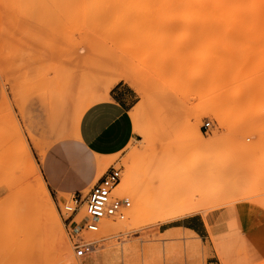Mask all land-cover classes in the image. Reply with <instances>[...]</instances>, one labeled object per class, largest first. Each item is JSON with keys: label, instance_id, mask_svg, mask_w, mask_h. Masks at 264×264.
<instances>
[{"label": "rangeland", "instance_id": "obj_1", "mask_svg": "<svg viewBox=\"0 0 264 264\" xmlns=\"http://www.w3.org/2000/svg\"><path fill=\"white\" fill-rule=\"evenodd\" d=\"M192 3L0 0V264H82L77 240L116 264H143V234L192 215L211 221L210 262L264 264V234L252 223L264 224V12ZM122 75L139 90L113 84ZM118 84L137 97L134 136L121 153L95 159L101 167L82 194L110 167L120 182L129 170L126 191L113 195L130 207L122 220L106 218L108 229L100 221L70 238L60 211L71 194H54L42 162L57 148L88 159L76 145L79 119ZM34 195L48 201L57 236L46 210L24 209ZM169 195L198 211L161 223L149 208ZM74 220L84 223V210Z\"/></svg>", "mask_w": 264, "mask_h": 264}, {"label": "crops", "instance_id": "obj_2", "mask_svg": "<svg viewBox=\"0 0 264 264\" xmlns=\"http://www.w3.org/2000/svg\"><path fill=\"white\" fill-rule=\"evenodd\" d=\"M136 98L133 89L118 84L109 91L106 100L85 109L75 135L77 149L88 159L68 155L58 148L47 154L42 162L43 174L56 196L83 195L89 189L95 171L101 167L100 161L95 159L114 156L126 149L134 136L131 111ZM75 162L79 163L80 169ZM261 221L256 218L252 223L257 228L256 233L264 234ZM210 222L207 217L192 215L148 230L143 234L146 242H138L141 261L143 264H217L210 262L214 256L207 235ZM82 264L116 263L112 254L93 250L83 258Z\"/></svg>", "mask_w": 264, "mask_h": 264}, {"label": "built area", "instance_id": "obj_3", "mask_svg": "<svg viewBox=\"0 0 264 264\" xmlns=\"http://www.w3.org/2000/svg\"><path fill=\"white\" fill-rule=\"evenodd\" d=\"M204 128H210V122L204 123ZM121 180V170L110 167L102 177L93 185L85 196L74 194L60 211L63 227L70 238L78 236L81 232H96L101 220L117 218L122 220L126 210L130 207L127 198L119 199L113 192ZM84 210L85 221L77 225L74 218ZM75 255L78 258L88 256L93 250L92 244H83L79 240L73 243Z\"/></svg>", "mask_w": 264, "mask_h": 264}, {"label": "bare ground", "instance_id": "obj_4", "mask_svg": "<svg viewBox=\"0 0 264 264\" xmlns=\"http://www.w3.org/2000/svg\"><path fill=\"white\" fill-rule=\"evenodd\" d=\"M191 1L194 3L197 1H200L202 4V6H201L202 9H206V12H208V13L223 14V13H263L264 12V0H191ZM194 3H192V4H194ZM119 80H124L129 85L134 87L136 90H139L138 84L131 77H129L127 75H122L117 80H115L113 82V84H115ZM43 153H44V150L42 151V155H43ZM129 174H130V171L128 170L126 177L117 185L114 192H116L117 194H122L126 191V189L128 187ZM39 179H40V177H39ZM39 181H40V184L42 185L41 180H39ZM41 190L43 192V189H41ZM25 199H26V197H25ZM132 200L134 201L133 205L135 207L133 209V213L131 211L132 209L130 210V214H132V216L134 214V216L138 217V215L140 214V211H139L137 206H140V205H137V203H135L136 202L135 198H132ZM28 201H29V197L27 198L26 201H24V202H26L25 208H24L26 210V212L28 213V211H30L29 210L30 206L37 207V209L39 211L40 210H46L45 226L48 228V231L51 234L54 233V235L57 236V231H58L57 222L54 218L53 211L49 210L50 206H49L48 201L44 200L39 195L36 197L34 195L31 198L30 203H28ZM185 202L182 203L180 198H177L175 195H172V196L169 195V197H166V203L163 204L162 200H157L154 203V205L152 207H150L149 209H150V211H153L154 213L157 214V217L161 223H164V222L176 219L178 217L193 214V213L198 211V208L195 205H193L192 203H189V200L187 201V203H185ZM148 211L149 210H147V212ZM156 214L155 215L153 214V215L156 217ZM150 215H151V212L149 214V217H151ZM128 216H129V214H128ZM137 217H136V219H138ZM131 218L132 217L129 216L128 220H131ZM155 220L156 219H154V222H155ZM100 225H101L103 230L104 229L106 230V229H108L110 223L107 221V219H103V220H101ZM61 251L62 252L68 251V247L66 244H64V243L62 244ZM65 256H67V254H65Z\"/></svg>", "mask_w": 264, "mask_h": 264}]
</instances>
